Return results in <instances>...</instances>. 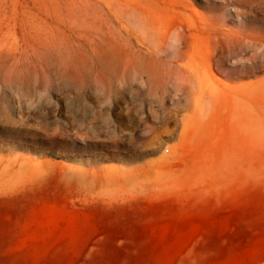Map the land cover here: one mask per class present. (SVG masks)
<instances>
[{"label": "rangeland", "instance_id": "374dc122", "mask_svg": "<svg viewBox=\"0 0 264 264\" xmlns=\"http://www.w3.org/2000/svg\"><path fill=\"white\" fill-rule=\"evenodd\" d=\"M111 2L0 0L15 32L4 45L34 27L51 46L44 74L0 71V264H264V145L246 171L224 152L220 104L109 71L97 47ZM185 6L226 11L228 30L264 27V0ZM253 62L224 72L264 77V57Z\"/></svg>", "mask_w": 264, "mask_h": 264}, {"label": "bare ground", "instance_id": "6f19581e", "mask_svg": "<svg viewBox=\"0 0 264 264\" xmlns=\"http://www.w3.org/2000/svg\"><path fill=\"white\" fill-rule=\"evenodd\" d=\"M253 5L258 7L260 3ZM110 11L111 40L105 46L98 44L97 58L101 53L107 56L109 71L117 77L145 75L156 89L167 91L171 85L176 92L193 96L195 104H220L227 159H244L246 171H251L264 145V136L255 130L264 128V77L254 81L244 80L250 73L228 77L224 64L231 59L238 64L264 57V36L260 34L264 27L256 31L253 27L228 30L224 24L226 11L194 16L186 12L185 0H112ZM97 23L101 26L100 18ZM21 31L19 47L0 41V71L6 68L44 74L51 48L46 32L34 27ZM6 34L14 36L15 32L0 26V40ZM54 48L63 49L61 44H54ZM226 162L215 164L223 169ZM14 163L21 171L40 169L41 164L13 161L10 168Z\"/></svg>", "mask_w": 264, "mask_h": 264}]
</instances>
